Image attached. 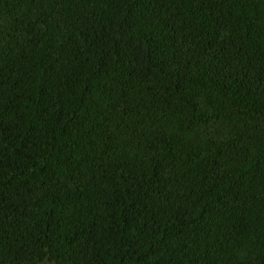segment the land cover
I'll return each mask as SVG.
<instances>
[{"label": "trees", "instance_id": "obj_1", "mask_svg": "<svg viewBox=\"0 0 264 264\" xmlns=\"http://www.w3.org/2000/svg\"><path fill=\"white\" fill-rule=\"evenodd\" d=\"M0 264H264V0H0Z\"/></svg>", "mask_w": 264, "mask_h": 264}]
</instances>
